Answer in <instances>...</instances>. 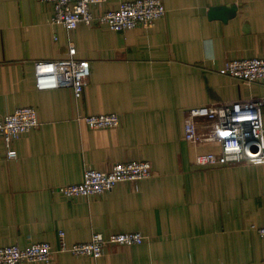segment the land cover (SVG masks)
<instances>
[{"label":"crops","instance_id":"0c3cea01","mask_svg":"<svg viewBox=\"0 0 264 264\" xmlns=\"http://www.w3.org/2000/svg\"><path fill=\"white\" fill-rule=\"evenodd\" d=\"M124 1L133 0L92 11ZM162 1L166 14L149 29L94 22L68 31L51 23L49 2L0 0V116L30 106L40 121L14 141L16 159L0 160V246L56 248L60 231L69 245L139 231L142 244L108 245L98 259L60 252L50 264H264L254 228L264 225V164L199 166L198 151L219 147L185 138L188 109L264 97L263 84L223 70L229 59L264 56V0ZM71 43L90 61L82 96L37 89L35 62L65 57ZM112 112L117 128L80 118ZM131 160L149 161L152 175L92 197L55 192L80 183L86 168Z\"/></svg>","mask_w":264,"mask_h":264},{"label":"built area","instance_id":"2783aa9c","mask_svg":"<svg viewBox=\"0 0 264 264\" xmlns=\"http://www.w3.org/2000/svg\"><path fill=\"white\" fill-rule=\"evenodd\" d=\"M52 4L51 23L61 24L68 31L80 24L94 22L107 25L112 31H128L136 28L149 29L166 14L162 0H133L121 2L118 7L94 13L93 6H102L108 0H41ZM224 72L246 83L264 85V56L234 58L225 62ZM91 73L90 61L77 57V48L70 44L65 57L57 60L35 62V85L39 90L70 87L79 99L88 84ZM264 97H249L234 101L212 103L192 107L186 111L185 138L195 146L215 143L219 151H198L195 164L199 166L232 165L248 163L264 164ZM92 129L117 128L121 124L117 112L92 114L80 117ZM205 120V128L199 125ZM37 110L30 106L19 107L0 116V137L5 151L0 149V160L18 157L14 141L38 128ZM152 175L147 160H131L115 163L111 170L86 168L80 183L62 185L55 192L67 198L92 197L111 191L120 183L138 185ZM137 188V187H136ZM264 239V225L254 227ZM145 236L139 231L118 232L105 237L94 233L86 242L69 245L64 231L59 233V245L48 242L0 246V264H50L56 253L98 259L108 245L132 246L142 244Z\"/></svg>","mask_w":264,"mask_h":264},{"label":"water","instance_id":"95a60500","mask_svg":"<svg viewBox=\"0 0 264 264\" xmlns=\"http://www.w3.org/2000/svg\"><path fill=\"white\" fill-rule=\"evenodd\" d=\"M213 13H214V11H213Z\"/></svg>","mask_w":264,"mask_h":264}]
</instances>
